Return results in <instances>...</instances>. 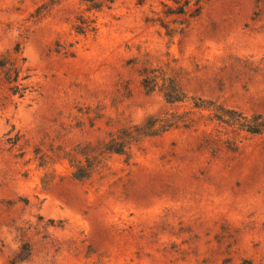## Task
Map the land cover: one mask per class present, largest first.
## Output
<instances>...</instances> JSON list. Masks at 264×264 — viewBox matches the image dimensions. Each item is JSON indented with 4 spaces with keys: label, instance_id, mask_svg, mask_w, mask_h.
<instances>
[{
    "label": "rangeland",
    "instance_id": "obj_1",
    "mask_svg": "<svg viewBox=\"0 0 264 264\" xmlns=\"http://www.w3.org/2000/svg\"><path fill=\"white\" fill-rule=\"evenodd\" d=\"M163 2L116 0L81 36L79 0H0V55L20 45L29 86L13 96L0 73V264H264V133H239L236 151L217 141L213 153L204 128L171 129L71 179L64 158L76 146L185 110L144 94V62L188 96L264 115V0H204L172 39L147 21Z\"/></svg>",
    "mask_w": 264,
    "mask_h": 264
},
{
    "label": "trees",
    "instance_id": "obj_2",
    "mask_svg": "<svg viewBox=\"0 0 264 264\" xmlns=\"http://www.w3.org/2000/svg\"><path fill=\"white\" fill-rule=\"evenodd\" d=\"M116 0H79V12L75 16L72 30L75 34L85 36L95 34L97 31L96 14L110 10ZM204 0H166L161 3L162 11L147 21L157 25L170 39L181 34L188 23L197 18L202 10ZM57 2L45 3L36 8L31 15L35 22L41 20ZM57 47H60L58 45ZM59 49L56 50L59 53ZM66 56H73L72 52H63ZM24 58L21 56L20 45L17 43L10 51L0 55V73L8 91L18 98H22L29 89L26 81L28 76H21V66ZM139 84L145 95L158 93L166 104L170 106H183L185 110L166 112L163 116L149 117L143 123L127 125L115 132H109L106 140L95 145L87 144L76 146L65 154V160L71 169V179L74 181H86L98 174L105 166L108 156L128 155L132 146L137 145L146 137H153L171 129L184 128L202 131L204 145L216 152L217 141L225 144L228 149L236 151L238 143L236 136L239 133L248 135H260L264 133V115H246L237 109L218 105L212 100H203L198 97L188 96L175 80L166 72L148 62H144L138 70ZM210 129V133L206 130ZM229 134L234 136L231 138ZM10 141V139H9ZM11 145L16 143L10 142ZM80 158H77V157ZM43 157L40 158V166H44ZM43 189L48 181L42 182ZM27 203L26 200H22ZM31 249L25 243L20 248L15 258L19 263L29 258ZM220 264H257L250 258H241L233 262L231 258H225Z\"/></svg>",
    "mask_w": 264,
    "mask_h": 264
}]
</instances>
